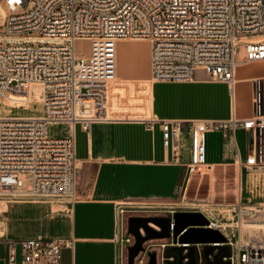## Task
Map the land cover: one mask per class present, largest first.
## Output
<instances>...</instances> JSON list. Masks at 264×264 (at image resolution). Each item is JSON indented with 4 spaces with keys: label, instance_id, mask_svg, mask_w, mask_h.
Here are the masks:
<instances>
[{
    "label": "built area",
    "instance_id": "1",
    "mask_svg": "<svg viewBox=\"0 0 264 264\" xmlns=\"http://www.w3.org/2000/svg\"><path fill=\"white\" fill-rule=\"evenodd\" d=\"M0 6V104L11 105L0 111V222L3 206L12 198L74 201L75 138L73 133L54 134L50 126L78 122L89 129L94 121L114 117L109 95L118 71V39H148L151 79L160 81H189L195 68L202 67L232 88L239 43L245 45L247 61L264 58V39L243 38L264 33V0H0ZM80 38L92 41L89 55H76L74 42ZM33 84L42 87L41 113H17L29 104ZM253 106L248 118L191 120L189 172L206 164L205 133L211 129L223 130L225 146L240 168L264 167V75L253 79ZM146 120L150 128L160 125L165 146L182 131L179 119L150 115ZM237 127L249 132L244 162L236 147ZM240 192L228 221L219 222L197 206L187 208L202 211L210 219L206 226L224 234L225 258L231 264H264V220H257L264 207L243 202ZM121 212L124 246L118 264H128V247L135 242L127 226L132 213L124 207ZM259 221L257 227H243ZM165 239L146 241L135 264H147L152 250L158 264H164L166 246L176 244L172 237ZM7 243V264H64L62 249L74 240L28 237L8 238Z\"/></svg>",
    "mask_w": 264,
    "mask_h": 264
},
{
    "label": "crops",
    "instance_id": "2",
    "mask_svg": "<svg viewBox=\"0 0 264 264\" xmlns=\"http://www.w3.org/2000/svg\"><path fill=\"white\" fill-rule=\"evenodd\" d=\"M141 39L116 41L118 71L112 94L120 88L131 90L141 84L150 115L182 120L179 137L172 136L165 146L158 123L150 128L146 117H130L129 113L94 121L89 129L78 122L59 123L65 125L66 131L52 133H73L75 138L78 162L75 199L72 202L57 197L9 199L1 211L0 264H7L8 238L58 236L74 240L72 247L62 249L64 264H118L124 246L120 225L125 215L121 207L130 202H160L165 205L159 214H170L173 209L189 210L181 203L184 181L191 176L188 170L191 120L252 116L253 79L264 75V58L237 61L232 88L226 81L213 79L202 67L195 68L189 81L153 80L151 43L149 46ZM136 41L146 44L144 66L130 49ZM122 46L128 49L126 53ZM235 142L244 162L249 152L246 128H236ZM205 147L206 166L238 165L233 152L225 146L223 130L206 131Z\"/></svg>",
    "mask_w": 264,
    "mask_h": 264
},
{
    "label": "rangeland",
    "instance_id": "3",
    "mask_svg": "<svg viewBox=\"0 0 264 264\" xmlns=\"http://www.w3.org/2000/svg\"><path fill=\"white\" fill-rule=\"evenodd\" d=\"M253 36L264 39V33L262 32L254 34ZM138 38L142 37L125 39L133 40ZM141 40L148 42L150 46V41L148 39L144 38ZM145 48L146 44L141 41H136L130 46V49L139 57V64L142 66H144ZM74 49L76 55H89L92 49V41L86 38L77 39L74 42ZM121 50L124 52L128 51L124 46H122ZM245 56V45L239 43L236 47V60H244ZM148 70V76L150 77L149 62ZM114 83H116L115 80L110 86L109 95V114L111 116H128L126 115L128 113L131 115L130 117H147L150 115L145 108L147 105V96L143 92L141 84H137L136 87L131 90L120 88L112 94ZM17 111L27 113L32 110L19 109ZM41 111V106L35 110L38 114H40ZM141 113L144 114L140 115ZM65 129L64 124H54L51 127V131L54 133H63L66 131ZM190 173L191 176L189 180L187 178V180L184 181L185 192L182 194V197L184 195V202L181 203L183 206H197L219 222L228 221V217H231L234 213L231 211V208L234 202L239 198L242 189L243 202L264 207V167L254 165L252 168H246L244 166L240 168L239 165L234 163L223 164L212 168L204 165L197 167L192 172H189V174ZM204 201L207 202L208 205L196 204ZM164 205V203L160 202H130L124 206V209L125 213H132L133 215H156L162 212ZM257 220H264L263 213H259ZM247 223L251 222H244V229H249L250 226L257 227L261 222H257L256 225Z\"/></svg>",
    "mask_w": 264,
    "mask_h": 264
},
{
    "label": "water",
    "instance_id": "4",
    "mask_svg": "<svg viewBox=\"0 0 264 264\" xmlns=\"http://www.w3.org/2000/svg\"><path fill=\"white\" fill-rule=\"evenodd\" d=\"M153 222L159 229L150 223ZM210 219L200 210H176L169 215H129L128 231L135 242L128 247V264L152 239L173 238L176 244L166 246L164 264H231L226 237L217 228L206 226ZM206 244L200 248L198 245ZM147 264H158L157 251H149Z\"/></svg>",
    "mask_w": 264,
    "mask_h": 264
},
{
    "label": "bare ground",
    "instance_id": "5",
    "mask_svg": "<svg viewBox=\"0 0 264 264\" xmlns=\"http://www.w3.org/2000/svg\"><path fill=\"white\" fill-rule=\"evenodd\" d=\"M3 14H4V10L0 6V18L3 16ZM243 38H245L247 40L260 39L259 37L249 36V35H244ZM116 79H117V77H116ZM36 104H37V106H36ZM7 105L11 106L9 104H6V102L1 103L0 104V111H3V108H5V106H7ZM40 106L42 107V87L39 84H33L32 85V95H31V99H30L29 104L26 106L18 107L15 111L17 113H21V114H38L37 112H35V110ZM19 109L20 110H32V111L27 112V113H23V112H18L17 110H19ZM150 224L153 226H156L153 222H151Z\"/></svg>",
    "mask_w": 264,
    "mask_h": 264
},
{
    "label": "flooded vegetation",
    "instance_id": "6",
    "mask_svg": "<svg viewBox=\"0 0 264 264\" xmlns=\"http://www.w3.org/2000/svg\"><path fill=\"white\" fill-rule=\"evenodd\" d=\"M157 215H169V214H157Z\"/></svg>",
    "mask_w": 264,
    "mask_h": 264
}]
</instances>
